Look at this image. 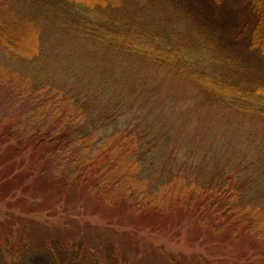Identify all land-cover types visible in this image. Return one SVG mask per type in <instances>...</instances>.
Here are the masks:
<instances>
[{"label":"trees","instance_id":"obj_1","mask_svg":"<svg viewBox=\"0 0 264 264\" xmlns=\"http://www.w3.org/2000/svg\"><path fill=\"white\" fill-rule=\"evenodd\" d=\"M232 1L241 17L227 18L233 33L224 45L221 8ZM181 8L206 16L214 29L188 10L182 17ZM233 44L255 58L235 55ZM7 75L33 102L27 124L3 135L16 141L6 151L11 164L30 157L21 173H4L0 189H12L10 200L33 205L15 191L18 175L36 174L134 215L167 219L188 211L223 254L221 243L242 237L264 245V143L249 141L251 125L264 126V0H0L4 84ZM188 94L195 99L167 113L176 96ZM233 120L243 129L236 139L227 128ZM195 125L205 129L199 140ZM222 129L216 142L227 150L205 151ZM173 141L184 143L192 163L172 155ZM17 243L11 247L3 231L0 264H24L35 249L30 264H132L109 242Z\"/></svg>","mask_w":264,"mask_h":264},{"label":"rangeland","instance_id":"obj_2","mask_svg":"<svg viewBox=\"0 0 264 264\" xmlns=\"http://www.w3.org/2000/svg\"><path fill=\"white\" fill-rule=\"evenodd\" d=\"M241 8L233 1L221 8V13L224 16L221 21L219 20L222 27L220 31H217V34L223 40L224 45L232 41L233 33L228 26L230 22L227 18L231 14L236 16V11H238V16ZM187 10L191 13L194 21L197 20L201 24L207 23L211 26L209 19L205 18L206 16L195 13L192 9ZM187 10L184 11L181 8L180 15L185 17ZM240 17L239 15L238 19ZM193 20L187 21L188 31H192L191 27L196 25ZM178 23H175L176 27L181 26V19ZM211 28L214 29L212 26ZM232 49L235 55L248 60L255 58L254 53L251 54L248 48L242 44H236ZM5 78L7 79L5 84L0 81V186L7 170L21 173V169L27 167L26 165L30 162V157L27 154L26 158L24 156L22 159L19 158L16 165L11 164L10 160H7L9 155L6 151L16 141L15 139L9 140L8 137L11 135H3L10 126L18 122L23 121L27 124L29 117L27 112L33 107V102L30 99L32 96L28 93H23L20 96V92L18 94L17 89L13 88L12 77L7 75ZM192 98L195 99L190 94L176 96L175 99L180 100L175 102L173 110L169 109L167 113L183 109L187 105V100ZM196 108L198 109L194 105L195 114L198 112ZM251 126L253 129L250 132L253 137L249 141L252 142V146H257L258 139L264 143V126ZM227 128L231 133V138L235 137L236 139L238 132L239 135L242 134L240 131L243 129H240L236 120L231 121ZM195 129V138L199 140L205 129L199 125H195ZM223 129L220 130L221 134L218 132L217 136L214 135L212 140L205 144V151L212 149L214 152L222 153L227 150H225L226 146L218 145L216 142L217 138L223 137ZM247 137L245 141L250 138V135ZM183 145V142L173 141L170 151L180 161L184 160L190 164L193 161H188L191 156H188L190 153L186 152ZM243 146L245 147V145ZM250 155H252L250 150L243 153L244 158H248ZM18 177V182L21 184L16 188V198L24 197V202L33 203V205L18 203L13 200L14 197L10 200L12 189H0V235L3 234V231L5 235H8L11 247L17 245V241L21 237L27 240L32 247L34 244L41 247V243L46 244L52 239L65 241L79 237L83 242H90L96 248H102L104 243L109 242L117 256H126L132 264H166L168 257L173 258L174 261H184L187 264H199L202 258L208 261H232L237 264H264L263 244L251 242L252 238L242 237L237 241L230 240V242L221 243L220 247L227 249L223 254L216 242L205 241L206 228H200L198 222L191 219L194 217L188 211L185 214H177L174 218L169 216L170 218L167 217V219L150 213L134 215L122 205L108 208L81 192L71 193L66 189L60 190L49 185L41 175H18ZM22 184L26 185V189ZM30 252L27 254L24 264H30V259L37 250Z\"/></svg>","mask_w":264,"mask_h":264}]
</instances>
